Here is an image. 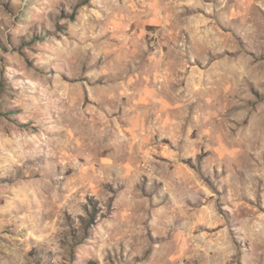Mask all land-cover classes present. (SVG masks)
<instances>
[{"label":"rangeland","instance_id":"1","mask_svg":"<svg viewBox=\"0 0 264 264\" xmlns=\"http://www.w3.org/2000/svg\"><path fill=\"white\" fill-rule=\"evenodd\" d=\"M0 264H264V0H0Z\"/></svg>","mask_w":264,"mask_h":264}]
</instances>
